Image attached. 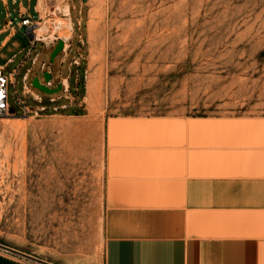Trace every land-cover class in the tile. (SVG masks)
Instances as JSON below:
<instances>
[{"label": "rangeland", "instance_id": "rangeland-1", "mask_svg": "<svg viewBox=\"0 0 264 264\" xmlns=\"http://www.w3.org/2000/svg\"><path fill=\"white\" fill-rule=\"evenodd\" d=\"M81 1V14L76 13L81 28L73 17L74 43L81 35L84 58L77 74L76 68L70 70V84L77 75L78 91L73 93L79 97L85 85V115L43 111L0 117V241L64 264L100 262L104 117H264V0ZM69 3L72 11L73 6L79 9L77 2ZM67 7L68 0L39 1L41 18L30 19L41 39L51 35L44 45L53 37L63 41ZM91 13L93 63L87 24ZM21 19L10 17L15 33L0 49V66L13 58L5 73L30 48L26 29L18 27ZM5 22L0 6V28ZM53 49L36 45L40 56L31 68L30 83L37 77L45 83L43 62L51 66L53 84L68 74L70 58L61 64L59 52L51 63ZM30 67L26 60L18 69L15 89L20 97ZM91 75L96 77L92 94ZM31 89L45 105L63 92ZM8 102L21 113L12 85ZM26 103L39 105L33 99ZM5 122L15 125L4 127Z\"/></svg>", "mask_w": 264, "mask_h": 264}, {"label": "crops", "instance_id": "crops-1", "mask_svg": "<svg viewBox=\"0 0 264 264\" xmlns=\"http://www.w3.org/2000/svg\"><path fill=\"white\" fill-rule=\"evenodd\" d=\"M39 1L0 0L6 18L0 49L15 33L10 17L40 19ZM69 1L79 9L72 11ZM80 8L81 0H68L64 15L72 33L62 39L66 46L74 43L73 17L80 28ZM55 39L44 48L54 47ZM75 44L61 51L60 63L70 58L68 69L76 68L77 74L82 60L75 59ZM46 65L48 71H40L50 72L52 80ZM78 84L76 75L74 85L69 80L47 105L32 89L22 97L38 102L30 107L39 112L81 117L86 91L84 85L81 97L73 93ZM102 124L103 243L96 264H264V117L124 115L104 117ZM0 264L40 263L0 249Z\"/></svg>", "mask_w": 264, "mask_h": 264}, {"label": "built area", "instance_id": "built-area-1", "mask_svg": "<svg viewBox=\"0 0 264 264\" xmlns=\"http://www.w3.org/2000/svg\"><path fill=\"white\" fill-rule=\"evenodd\" d=\"M37 24L30 19V17H22L21 22L19 23V28L24 27L26 29V34L30 37V48L26 51L25 57L22 59V61L19 63V65L13 69L11 72L5 73V65L0 66V117H30V116H37L39 111L32 109L29 105H27L26 97H20L15 89L16 87V77L18 73V69L22 67L26 60H30L31 67L27 69L25 75L23 76V93L24 95L28 94L26 91L28 89H31V83L28 80L29 73L31 71V68L36 63L37 57L39 56L40 52H35V47L37 44H43L44 42L41 40V38L36 34V28ZM57 40L55 39V42ZM74 43L70 42L68 46H66V43L64 42L62 51L66 52L67 49H70L73 46ZM82 38L80 36L78 37V40L75 44V59L77 61L83 60V54L81 53L82 49ZM33 52H35L33 54ZM80 66V65H79ZM41 68L43 71L49 69V66L46 64H42ZM71 68V67H70ZM50 73V72H49ZM51 75V74H50ZM70 80V71L67 76L63 77L61 76L59 80L57 81V84H53L52 80L50 78L49 81L43 83L42 85L47 87L48 89H51L52 87H56L57 85H60L61 89L63 88L66 90L68 88V83ZM12 85L14 88V95L16 97V102L18 106L21 109V113L18 114L14 110L11 109L9 102H8V86ZM76 90H77V84H76ZM40 101V100H39Z\"/></svg>", "mask_w": 264, "mask_h": 264}, {"label": "water", "instance_id": "water-1", "mask_svg": "<svg viewBox=\"0 0 264 264\" xmlns=\"http://www.w3.org/2000/svg\"><path fill=\"white\" fill-rule=\"evenodd\" d=\"M62 48H63V41L59 40V41L57 42V44L55 45V47H54V49H53V51H52V53H51V55H50V62H51V63L53 62L55 56H56L59 52L62 51ZM43 77H44L45 82L49 81L50 78H51L50 74L47 73V72L43 74ZM31 85H32L34 88H36V89H38V90H40V91H42V92H44V93H46V94H53V93H56V92H58V91L61 90L60 85H58L55 89H48L47 87L41 85V84L39 83V81H38L37 78H34V79L32 80ZM0 249H3V250H5V251H9V252H11V253H15V254H17V255H21V256L26 257V258H28V259L34 260V261H36V262H38V263H40V264H50V263H48V262H45V261H42V260H40V259H37V258L31 257V256H29V255H26V254H24V253H22V252H20V251H17V250H15V249L10 248V247H8V246H6V245H3V244H1V243H0Z\"/></svg>", "mask_w": 264, "mask_h": 264}, {"label": "bare ground", "instance_id": "bare-ground-1", "mask_svg": "<svg viewBox=\"0 0 264 264\" xmlns=\"http://www.w3.org/2000/svg\"><path fill=\"white\" fill-rule=\"evenodd\" d=\"M67 10V9H66ZM88 32H89V41H90V55H91V63L94 62L95 59V52H96V48H95V39H94V28H95V22H94V15L93 13L90 14V19L88 21ZM58 29V28H57ZM62 36L64 38H68L70 33V23L68 21L63 22L62 25ZM89 93L92 94L95 91V86H96V77H94V75H91L89 77ZM88 97V96H87ZM1 121V120H0ZM3 122V119H2ZM14 122V121H13ZM16 122V121H15ZM18 122V121H17ZM20 123V122H19ZM15 123L12 122H5L3 123L4 127H12L14 126Z\"/></svg>", "mask_w": 264, "mask_h": 264}, {"label": "trees", "instance_id": "trees-1", "mask_svg": "<svg viewBox=\"0 0 264 264\" xmlns=\"http://www.w3.org/2000/svg\"><path fill=\"white\" fill-rule=\"evenodd\" d=\"M81 10V9H80ZM81 25H82V19H81V23H80V28H81ZM55 47V46H54ZM53 48V47H52ZM39 58V57H38ZM80 67H81V64H80ZM49 114H51V113H49ZM76 114H78V115H80V114H83V112L82 111H80L79 113H76Z\"/></svg>", "mask_w": 264, "mask_h": 264}]
</instances>
